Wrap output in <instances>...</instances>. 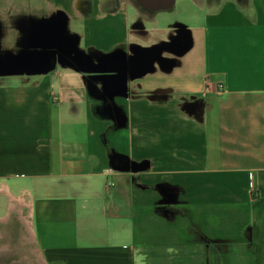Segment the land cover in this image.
Wrapping results in <instances>:
<instances>
[{"label": "crops", "instance_id": "obj_1", "mask_svg": "<svg viewBox=\"0 0 264 264\" xmlns=\"http://www.w3.org/2000/svg\"><path fill=\"white\" fill-rule=\"evenodd\" d=\"M180 2L0 0V263L264 264V0Z\"/></svg>", "mask_w": 264, "mask_h": 264}, {"label": "rangeland", "instance_id": "obj_2", "mask_svg": "<svg viewBox=\"0 0 264 264\" xmlns=\"http://www.w3.org/2000/svg\"><path fill=\"white\" fill-rule=\"evenodd\" d=\"M181 0H177V3H176V6H175V9H178L179 7H180V2ZM198 1H204V0H198ZM6 3V2H5ZM23 31V30H22ZM71 42V41H70ZM20 45L18 46V47H16V51H17V60L19 61L21 58H23V53L25 52V49H26V46H24V45H21V43L23 44V41L20 43V42H18ZM100 63H103V61L102 62H100ZM1 228V227H0ZM15 238V237H14ZM13 238V239H14ZM16 239V238H15ZM17 249L16 250H14V249H12L13 251H11V255L12 254H14L15 253V251L17 252V254H18V256H24V255H26V256H30V247L27 245L26 247H24L23 245L21 246L20 245V243H18L17 244ZM1 257H3L2 259H1V263L0 264H8V263H4V262H6L7 260H8V257H10V254L9 253H7V252H5V253H1ZM6 259V260H5Z\"/></svg>", "mask_w": 264, "mask_h": 264}, {"label": "water", "instance_id": "obj_3", "mask_svg": "<svg viewBox=\"0 0 264 264\" xmlns=\"http://www.w3.org/2000/svg\"><path fill=\"white\" fill-rule=\"evenodd\" d=\"M159 5H160V4H159ZM159 5H158V6H159ZM168 6H169V5H162V4H161L159 7L156 6V8H162V9H164V8H167Z\"/></svg>", "mask_w": 264, "mask_h": 264}]
</instances>
